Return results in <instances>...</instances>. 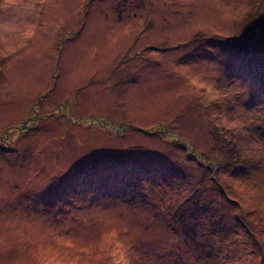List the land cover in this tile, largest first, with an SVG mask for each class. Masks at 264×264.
<instances>
[{
	"label": "rangeland",
	"instance_id": "rangeland-1",
	"mask_svg": "<svg viewBox=\"0 0 264 264\" xmlns=\"http://www.w3.org/2000/svg\"><path fill=\"white\" fill-rule=\"evenodd\" d=\"M261 35L264 0H0V264H264Z\"/></svg>",
	"mask_w": 264,
	"mask_h": 264
},
{
	"label": "trees",
	"instance_id": "trees-1",
	"mask_svg": "<svg viewBox=\"0 0 264 264\" xmlns=\"http://www.w3.org/2000/svg\"><path fill=\"white\" fill-rule=\"evenodd\" d=\"M264 35H261L257 40L255 41H248V44L244 46V50L250 49L252 51H256V59L254 63L252 64V75L257 80L256 87H258L263 93H264V46L261 45V42L264 44ZM247 53V52H246ZM251 73H246V77L249 79V75ZM158 128V127H157ZM156 128V129H157ZM155 129V130H156ZM177 130V129H176ZM167 131V130H166ZM169 132V131H167ZM170 135L167 136H173L174 139H177V141L181 140L180 134L169 132ZM186 144L184 145V147Z\"/></svg>",
	"mask_w": 264,
	"mask_h": 264
}]
</instances>
